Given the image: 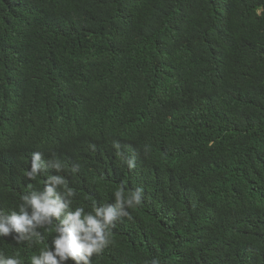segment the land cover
Returning a JSON list of instances; mask_svg holds the SVG:
<instances>
[{"label":"trees","instance_id":"16d2710c","mask_svg":"<svg viewBox=\"0 0 264 264\" xmlns=\"http://www.w3.org/2000/svg\"><path fill=\"white\" fill-rule=\"evenodd\" d=\"M34 151L74 206L143 189L92 264H264V0H0L6 212Z\"/></svg>","mask_w":264,"mask_h":264},{"label":"clouds","instance_id":"9594fccd","mask_svg":"<svg viewBox=\"0 0 264 264\" xmlns=\"http://www.w3.org/2000/svg\"><path fill=\"white\" fill-rule=\"evenodd\" d=\"M41 151L31 154L30 167L25 178L35 180L49 168L57 174H49L42 189H30L20 197L16 209L6 212L0 208V237H12L17 244L24 241L39 244L50 240L38 254L29 257V264H92L94 254H100L111 242L112 229L119 220L130 218V209L140 206L143 189L126 190L121 185L113 193L112 203L74 206L77 191L61 175L66 164L60 159L45 161ZM135 167L134 159L126 161ZM72 167V172L77 171ZM0 264H25L20 252L6 255L0 252ZM150 264H161L153 258Z\"/></svg>","mask_w":264,"mask_h":264}]
</instances>
